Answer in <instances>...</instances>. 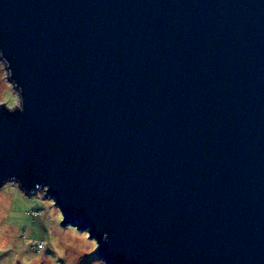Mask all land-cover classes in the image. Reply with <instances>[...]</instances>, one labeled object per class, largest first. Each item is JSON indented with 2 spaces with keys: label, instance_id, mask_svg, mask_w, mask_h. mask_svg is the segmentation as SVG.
Here are the masks:
<instances>
[{
  "label": "water",
  "instance_id": "95a60500",
  "mask_svg": "<svg viewBox=\"0 0 264 264\" xmlns=\"http://www.w3.org/2000/svg\"><path fill=\"white\" fill-rule=\"evenodd\" d=\"M0 51V188L106 264H264V0H0Z\"/></svg>",
  "mask_w": 264,
  "mask_h": 264
},
{
  "label": "rangeland",
  "instance_id": "374dc122",
  "mask_svg": "<svg viewBox=\"0 0 264 264\" xmlns=\"http://www.w3.org/2000/svg\"><path fill=\"white\" fill-rule=\"evenodd\" d=\"M10 82L0 78V104L14 107L17 96ZM50 199L43 189L21 194L9 181L0 188V264H89L92 258L103 259L99 248L84 256L95 250V242L88 233L63 224ZM41 242L43 248H36Z\"/></svg>",
  "mask_w": 264,
  "mask_h": 264
},
{
  "label": "clouds",
  "instance_id": "9594fccd",
  "mask_svg": "<svg viewBox=\"0 0 264 264\" xmlns=\"http://www.w3.org/2000/svg\"><path fill=\"white\" fill-rule=\"evenodd\" d=\"M11 75H12V72H11L10 67H9V61L6 59V57H4L3 52L0 51V78H6L7 81L10 82L9 81V77H11ZM10 84L14 87V91H15V94L17 96V101H16L14 107H9L7 109H5V108L4 109L7 112H9V113H14L16 111L23 112V110H24L23 109V98H22V95H21L23 90H22V88H17L14 85L13 82H10ZM6 181L14 183L16 188L21 191V194L24 193V191L21 189L20 182L16 178H14V177L13 178H9ZM50 200L54 201L53 199H50ZM61 213H62V211H61ZM62 216H63V213H62ZM63 219H64V216H63ZM60 225H61V223H60ZM71 226L74 227L77 230L78 233H88V234H90L87 230L80 231L78 229V226H73V225H71ZM90 239L95 242V245H94L95 250L92 251L90 254H87V255H84V256H93V254L99 248L98 241L95 238H90ZM101 240H104L105 242L107 241V233L102 234ZM89 264H106V262L103 259L92 258V259L89 260Z\"/></svg>",
  "mask_w": 264,
  "mask_h": 264
},
{
  "label": "trees",
  "instance_id": "16d2710c",
  "mask_svg": "<svg viewBox=\"0 0 264 264\" xmlns=\"http://www.w3.org/2000/svg\"><path fill=\"white\" fill-rule=\"evenodd\" d=\"M43 242H41L40 244H37V246H36V248H38V249H41V248H43Z\"/></svg>",
  "mask_w": 264,
  "mask_h": 264
}]
</instances>
